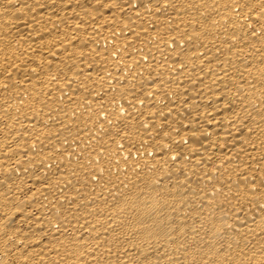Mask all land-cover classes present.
I'll list each match as a JSON object with an SVG mask.
<instances>
[{
	"label": "bare ground",
	"instance_id": "6f19581e",
	"mask_svg": "<svg viewBox=\"0 0 264 264\" xmlns=\"http://www.w3.org/2000/svg\"><path fill=\"white\" fill-rule=\"evenodd\" d=\"M0 264H264V0H0Z\"/></svg>",
	"mask_w": 264,
	"mask_h": 264
}]
</instances>
